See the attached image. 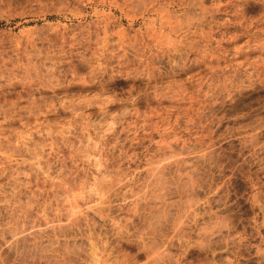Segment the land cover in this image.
<instances>
[{
	"label": "rangeland",
	"instance_id": "1",
	"mask_svg": "<svg viewBox=\"0 0 264 264\" xmlns=\"http://www.w3.org/2000/svg\"><path fill=\"white\" fill-rule=\"evenodd\" d=\"M0 264H264V0H0Z\"/></svg>",
	"mask_w": 264,
	"mask_h": 264
}]
</instances>
